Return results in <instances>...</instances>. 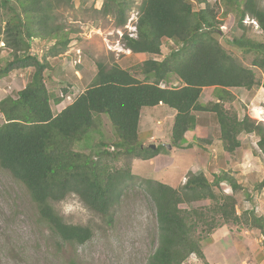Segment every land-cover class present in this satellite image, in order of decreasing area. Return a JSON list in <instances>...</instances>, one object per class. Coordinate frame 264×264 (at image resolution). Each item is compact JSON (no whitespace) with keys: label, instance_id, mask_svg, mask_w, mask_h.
I'll return each instance as SVG.
<instances>
[{"label":"trees","instance_id":"16d2710c","mask_svg":"<svg viewBox=\"0 0 264 264\" xmlns=\"http://www.w3.org/2000/svg\"><path fill=\"white\" fill-rule=\"evenodd\" d=\"M194 1L203 7L195 11L189 0H141L136 37L124 35L125 48L132 54L158 56L164 39L178 44V48L161 61H144L135 70L118 65L108 68L96 62L91 84L55 114L51 99L55 105L62 103L74 85L59 80L64 86L60 85L59 95L54 94L48 89L46 73L53 74L50 59L66 54L72 42L70 34H62L64 28L56 11L62 5L72 6L73 0H0V49H7L11 56L0 69V78L16 70L33 69L31 81L15 98L8 96L0 101L4 117L0 126V166L26 187L40 221L63 242L84 245L94 235L91 227L68 224L55 210L53 204L70 194L79 196L91 211L113 224L114 208L134 175L130 162L125 168H111L103 162L105 156L148 161L164 154V144L151 150L140 142L144 108L163 105L175 111L173 147L181 148L186 133L197 127L196 113H212L225 152L233 154L241 147V135H255L264 158V125L248 114L241 118L225 107V102L234 99L231 89H264V42L249 38L245 26L247 18L264 32V7L260 0H220L235 14L242 31L231 44L253 58L252 67H246L219 41V0L213 6L208 0ZM130 10L131 0H103L101 12L115 15L118 27H124ZM35 40L55 43L39 56L33 53ZM75 67L81 69L82 65ZM254 69L263 77L259 79ZM139 74L144 79L138 78ZM173 77L178 87H173ZM205 88H213L216 99L203 104ZM103 116L114 129L116 149L113 153L81 151L79 148L87 147L92 134H101ZM106 146L101 143V147ZM191 147L189 144L186 148ZM223 183L231 188V195L222 191ZM142 184L155 205L159 230L158 247L147 264H184L192 255L202 264H210L202 247L204 236L225 225L247 226L264 235V217L253 210L237 213L235 194L242 186L228 171L221 170L213 181L203 173L189 172L178 189L150 179ZM263 188L264 180L259 185ZM202 201H209V206L183 207Z\"/></svg>","mask_w":264,"mask_h":264},{"label":"rangeland","instance_id":"374dc122","mask_svg":"<svg viewBox=\"0 0 264 264\" xmlns=\"http://www.w3.org/2000/svg\"><path fill=\"white\" fill-rule=\"evenodd\" d=\"M189 1L195 11L203 7L194 0ZM208 1L213 6L216 0ZM218 2L216 11L221 24V45L244 66L252 67V56L241 53L231 44L242 32L237 26L235 14L225 2ZM260 2L264 7V0ZM140 3L141 0H131V10L127 14L124 27H118L115 15L105 16L101 12L103 0H73L72 6L62 5L56 14L59 24L64 28L62 34H70L72 42L65 55L51 60L54 72L46 73L50 92L59 95L61 86H64L59 80H67L66 83L72 82L76 86L72 92L78 95L93 81L96 62H103L108 68L118 65L126 70H135V67L146 60L153 58L161 61L172 50L177 49L178 44L168 39L163 40L161 55L158 56L132 54L125 48L123 36L132 32L136 34L134 27ZM248 21L246 18V23L244 22L248 28V37L264 42V32L255 24L250 25L252 21ZM54 43L55 40H35L33 53L41 56L42 51ZM75 56L77 60L73 59ZM80 56L82 68L79 70L81 80L78 83L73 81L77 76L73 74V66L79 64ZM9 60L10 52L4 48L0 49V69ZM58 68L61 69L60 72L57 71ZM255 71L259 79L263 77L259 70ZM32 74L33 69L29 68L16 70L9 76L0 78V101L8 96L15 98L31 81ZM138 78L142 80L144 76L139 74ZM171 81L173 87L179 86L176 78L173 77ZM231 93L234 99L225 102L227 109L236 112L241 118L248 114L264 125V89H231ZM215 95L213 88H205L201 103L215 100ZM53 100L52 98L51 104L55 114L73 101L66 99L63 104L56 106ZM143 110L139 130L140 142H148L151 131H154L156 140L143 146L164 144L162 153L172 155L174 161L171 159L167 162H171L173 166L167 163L152 165L151 162L140 159H114L105 156L102 160L111 168H125L130 162L134 175V179L122 190V196L114 208L112 225L91 211L75 194H70L64 201L53 204L66 223L93 229L92 239L84 245L65 243L54 235L48 226L40 221L36 205L26 187L0 166V264H147L159 243L155 205L146 195L142 184L147 179L178 189L185 184L189 172L203 173L208 180L213 181L214 176L221 170L228 171L242 186V190L235 194L237 213L241 215L253 210L257 215L264 217V188L259 189L264 180V158L258 149V138L255 135H241V147L235 153L229 154L223 150L220 143V129L215 115L196 113L201 128L198 132L188 134L190 140L192 134L195 135L193 143H189L192 147L187 149V146H184L187 143L185 140L181 148L186 151L180 152L174 149L171 143L175 111L167 107ZM101 118V134H92L87 147L79 148L81 151L95 153L107 150L113 153L116 149L114 129L107 117ZM3 123L4 117L0 113V126ZM101 143L107 146L103 148ZM169 145L171 149L168 148ZM215 190L217 191L216 188ZM222 191L230 195L233 193L226 183L222 184ZM209 204V201H202L183 207L197 209ZM202 247L210 264H264V235L259 230L247 226L225 225L215 230L212 235H205ZM184 264L202 262L192 255Z\"/></svg>","mask_w":264,"mask_h":264},{"label":"crops","instance_id":"0c3cea01","mask_svg":"<svg viewBox=\"0 0 264 264\" xmlns=\"http://www.w3.org/2000/svg\"><path fill=\"white\" fill-rule=\"evenodd\" d=\"M65 55V54H64ZM139 55H147V54H139ZM63 56V55H62ZM148 56H150V55H148ZM61 57V56H60ZM59 58V57H58ZM81 56H80V58H79V61L81 62ZM53 60H56L57 58H52ZM52 59H50V65L52 66V68H54V66L52 65V62H51V60ZM73 59L74 60H77V57L75 56V57H73ZM75 64V63H74ZM80 64V63H79ZM70 66H72V65H70ZM76 66V64L73 66V68H74V75H77L76 76V78H75V80L74 81H80L81 80V76L79 77V75H80V69H77V67H75ZM92 82V81H91ZM79 83V82H78ZM76 88V86H73V89H75ZM87 88V87H86ZM82 92V91H81ZM81 92H79V94L81 93ZM78 94V95H79ZM78 95H76V92H72L71 94H69V95H67V97H66V99H70V100H73L74 101V99L78 96ZM74 97V98H73ZM73 98V99H72ZM65 99V100H66ZM64 100V101H65ZM64 101L62 102V103H60V104H57L58 106H60L61 104H63L64 103ZM72 101V102H73ZM71 102V103H72ZM56 105V106H57ZM158 107H166V106H163V105H161V106H158ZM158 107H155V108H153V109H156V108H158ZM169 109V108H168ZM54 111V110H53ZM174 111V110H173ZM59 112H61V111H57V113H59ZM54 113H55V111H54ZM143 113H144V110H142V113H141V115H143ZM141 119H142V117H141ZM140 124H141V120H140ZM201 128V125L198 123V125H197V127L193 130V131H189V132H187L186 133V135H185V140H186V144L184 145V146H188L189 145V143H193V138H194V136L195 135H193L192 134V139L190 140V139H188V134L190 133H195V132H198L199 131V129ZM139 130H140V125H139ZM157 130V129H156ZM156 130H155V134H157L156 133ZM158 132V131H157ZM139 133H140V131H139ZM148 140V142L146 141V142H143L142 144L144 145V144H147V143H152V141H155L156 140V135H154V131H151V135H150V137L147 139ZM174 149H176V150H178V151H186V149H183V148H177V147H174ZM172 155H165V154H162V155H159V156H157L156 158H154V159H151V160H148L149 162H151V164L152 165H154V164H156V163H158V164H166L167 163V165H169V166H173V164H171V162L170 163H168L167 162V160H171V159H173L172 157H171ZM176 156H178V152L176 153ZM164 159H166V160H164ZM173 161H174V159H173ZM147 162V161H146ZM188 171V170H187ZM192 171V170H191Z\"/></svg>","mask_w":264,"mask_h":264},{"label":"clouds","instance_id":"9594fccd","mask_svg":"<svg viewBox=\"0 0 264 264\" xmlns=\"http://www.w3.org/2000/svg\"><path fill=\"white\" fill-rule=\"evenodd\" d=\"M248 20H249V19H248ZM137 21H138V16H137ZM248 22L250 23V20H249ZM251 23H252V24H255V26L258 28V26H257V24H256L255 21H252ZM136 24H137V22H136ZM136 32H137V29H136L135 33H136ZM79 63H80V61H79ZM162 85H163V87H162ZM161 87H162V88H165L164 84H161Z\"/></svg>","mask_w":264,"mask_h":264},{"label":"built area","instance_id":"2783aa9c","mask_svg":"<svg viewBox=\"0 0 264 264\" xmlns=\"http://www.w3.org/2000/svg\"><path fill=\"white\" fill-rule=\"evenodd\" d=\"M138 16V13H137V15H136V17ZM134 21V20H133ZM135 22H137V18H136V20H135ZM134 31H136V25H135V27H134ZM130 37H136V34H133V32L129 35ZM162 87H163V85H162Z\"/></svg>","mask_w":264,"mask_h":264},{"label":"water","instance_id":"95a60500","mask_svg":"<svg viewBox=\"0 0 264 264\" xmlns=\"http://www.w3.org/2000/svg\"><path fill=\"white\" fill-rule=\"evenodd\" d=\"M149 147L151 150H155L157 146L156 145H150ZM168 148L171 149V146L169 145Z\"/></svg>","mask_w":264,"mask_h":264}]
</instances>
